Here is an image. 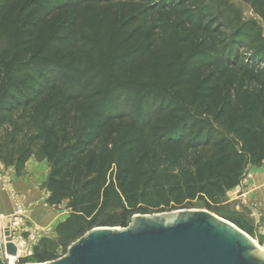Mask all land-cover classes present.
Masks as SVG:
<instances>
[{
  "label": "trees",
  "instance_id": "obj_1",
  "mask_svg": "<svg viewBox=\"0 0 264 264\" xmlns=\"http://www.w3.org/2000/svg\"><path fill=\"white\" fill-rule=\"evenodd\" d=\"M124 1L129 0H0V161L18 169L35 153L41 155L50 168L46 202L58 207L66 201L70 217L64 226L75 221V235L97 226H125L137 212L172 210L197 199L210 207L240 183L248 165L259 166L264 160V82L243 89L242 82H187L196 68L183 77H170L168 84L175 90L168 97L150 92L164 101L162 106L145 113L143 129L138 128L141 134L118 151H98L89 138L92 126L79 130L75 123L62 126L54 121L73 104L85 105L81 111L86 113L120 96L128 100L123 103L126 109L135 101L142 106L149 100V76L155 73L149 66V44L116 54L129 44L126 36L119 37L115 23L125 13L120 7ZM144 12L139 10L140 15ZM84 17L98 26L105 25L104 18H112L111 34L88 33ZM130 18L141 20L135 14ZM196 22L201 24L199 18ZM99 29L103 32V27ZM73 49L79 56L96 53L99 59L67 68L64 61ZM171 57L170 69L179 60L176 51ZM126 64L140 68L125 70ZM56 72L77 74L80 79L93 73L83 82L78 78L59 83ZM220 84L236 87L239 103L226 96L230 89L222 95ZM180 89L181 94L187 92L188 100L178 99ZM153 113L158 115L156 121L168 118V126L161 125L168 131L165 138L142 133ZM95 115L102 116L99 108ZM105 117L109 118L95 120L102 126L126 116ZM190 131L191 142L186 137ZM169 145L190 149L184 164H151L156 156L152 148ZM39 259L49 260L51 254Z\"/></svg>",
  "mask_w": 264,
  "mask_h": 264
},
{
  "label": "rangeland",
  "instance_id": "obj_2",
  "mask_svg": "<svg viewBox=\"0 0 264 264\" xmlns=\"http://www.w3.org/2000/svg\"><path fill=\"white\" fill-rule=\"evenodd\" d=\"M120 7H123L122 10L125 13L120 15V19L116 18L115 23L119 24L118 28L121 30L119 37L123 38L126 36L129 44L116 54L126 55V52L132 51L140 43L149 44V66L154 68L155 71L154 77L149 76V96L147 97L149 100L147 101L144 97L146 100L144 105L139 106L138 101H135V105H132L133 107L126 109L124 104L128 100L125 99V96H120V98L114 99L115 101L103 102L99 107H94L92 110L88 108L86 113L81 111V109L85 108V105L77 106L73 104L54 117V121L62 126L75 123L79 130H83L85 126H92L91 129H88L90 130L89 138L93 141V145L98 151L105 149L118 151L121 147L131 146V140L136 135H139V129H143V121L146 122L147 120L145 113L149 110L156 112L159 109L158 107L162 106L164 102L156 99L153 93L150 92L153 91L154 94H162L167 97L170 92L174 93L175 89H171L168 84L170 77L178 75L183 77L189 70L196 68L197 73L193 77H188L187 82H201L203 80L204 82L222 83L242 82V89L247 85L251 88L256 86V83L252 82H264V0H129L124 1L123 4L121 3ZM140 9H145L144 14H139ZM112 11L116 13L114 9ZM200 12L201 14L199 15ZM134 14L141 20L128 19L130 15ZM197 17L199 22H201L200 25H197ZM126 18L129 21L123 22ZM112 23V18H104L103 24L105 25L98 26L97 21L84 17L82 24L87 28L88 33L95 34L96 30V34L100 35L103 33L104 35L105 33L111 34L113 30ZM109 25L111 27L108 29ZM204 26L209 27L204 28ZM99 27H103V32ZM137 27L139 28L137 29ZM108 36L109 34L103 37V43L107 41ZM78 49L81 50V48ZM155 49L156 51L152 52ZM166 50L169 55L171 52L176 51L179 58L178 61H174L171 69L168 64L172 57L169 58ZM74 52L75 49L67 53L64 61L67 68H72L73 66L78 68L82 64L85 65L86 62L91 65L99 59L96 53L90 56H79ZM150 67L149 72H151ZM132 68L138 70L140 67L137 65L129 66V64L123 65L125 70ZM178 70H181V72L179 73ZM92 73L88 74V76L91 77ZM88 76L80 79L77 74H60L56 72L54 77L57 82L61 83L74 82L78 78L80 82H83L89 79ZM98 79H94V81H98ZM144 79L148 80V77H144ZM220 86L222 87V95L226 94L228 89H230V94H226V96L232 98L235 103H239L240 98L234 92L236 87L232 85L229 87L224 84H220ZM160 88L163 90H160ZM181 90L178 92L177 97L178 99H183L184 102L188 100V95L187 92L181 94ZM87 107H90V104ZM98 108L102 114L101 117L95 115ZM144 109L146 110L142 111ZM135 110L142 112L139 114ZM118 113L126 116L120 122L108 120L102 126L96 122L100 118L101 121L107 120L109 117L106 118L105 114L112 116ZM157 116L156 113L150 114L149 126L142 133L149 134L150 138H165L168 131L161 125L166 123L168 126V118L166 119L165 117L156 121L155 117ZM191 134L192 131L187 132L186 136L190 142ZM189 150L184 145L155 146L151 152L156 156L152 155L151 164H154L153 162L163 164L181 161L179 165H182L185 159L190 156ZM30 158H34L38 163L43 162L47 167V174H49V164L41 155L35 153ZM0 163L4 164L2 161ZM172 165L174 166V164ZM6 166L12 167L14 165ZM259 166L248 165L240 183L227 190L216 203L210 204V207H207L203 201L197 199L190 203L191 205L172 210L159 212L149 210L147 213L137 212L128 219L125 226L100 227L125 228L131 225L132 217L137 214L150 215L179 209L207 210L216 217L231 222L251 236L259 246L258 250L253 251V255L264 259V232L259 227L261 220L260 215L255 210L257 206L245 204L242 207V203L239 204V201H237L239 195L244 193V186H246L245 184L252 175L253 169ZM46 181L44 183L45 188ZM66 204V201H64L58 207L51 206L55 209L53 213L57 215L58 222L55 224L33 225L41 229V236L36 245H33L32 255L25 261L26 264H42L62 257L66 254L69 245L86 233L85 231L75 235V221H72L70 226H64V222L70 217V211L66 208ZM244 209L245 211L246 209L250 211L252 220H256L254 222H256L257 227L244 217ZM30 225L31 223H27V226ZM46 254H51V259H39L41 255Z\"/></svg>",
  "mask_w": 264,
  "mask_h": 264
},
{
  "label": "water",
  "instance_id": "obj_3",
  "mask_svg": "<svg viewBox=\"0 0 264 264\" xmlns=\"http://www.w3.org/2000/svg\"><path fill=\"white\" fill-rule=\"evenodd\" d=\"M246 232L207 210L137 214L125 228L94 227L66 254L42 264H264ZM17 255L8 228L0 236V261ZM40 264V263H33Z\"/></svg>",
  "mask_w": 264,
  "mask_h": 264
},
{
  "label": "crops",
  "instance_id": "obj_4",
  "mask_svg": "<svg viewBox=\"0 0 264 264\" xmlns=\"http://www.w3.org/2000/svg\"><path fill=\"white\" fill-rule=\"evenodd\" d=\"M10 173L14 188L25 197L29 223L33 225H51L58 222L57 215L53 213L55 209L46 202L49 195L44 187L48 176L46 165L43 162L38 163L34 158H29L18 169H14V166H12ZM245 185V191L239 195L237 201H239V204L242 203V207L245 204L257 206L255 210L260 215L262 222H260L259 227L264 232V160L259 167L253 169L252 175ZM11 207L12 203L9 195L0 188V214L3 215L1 221L4 225L7 224L6 215L10 212ZM244 213V217L250 220L252 225H256V222H254L256 220H252L250 211L246 209Z\"/></svg>",
  "mask_w": 264,
  "mask_h": 264
},
{
  "label": "built area",
  "instance_id": "obj_5",
  "mask_svg": "<svg viewBox=\"0 0 264 264\" xmlns=\"http://www.w3.org/2000/svg\"><path fill=\"white\" fill-rule=\"evenodd\" d=\"M11 167L0 163V188L5 191L12 203L10 212L6 215L7 224L1 221L3 215L0 214V236L5 228H8L13 243L17 249V255H7L8 264H26L23 259L32 255V247L36 245L41 236V229L38 226H27V207L23 195L16 191L10 173Z\"/></svg>",
  "mask_w": 264,
  "mask_h": 264
},
{
  "label": "bare ground",
  "instance_id": "obj_6",
  "mask_svg": "<svg viewBox=\"0 0 264 264\" xmlns=\"http://www.w3.org/2000/svg\"><path fill=\"white\" fill-rule=\"evenodd\" d=\"M253 239V238H252ZM254 240V239H253ZM255 241V240H254ZM256 242V241H255Z\"/></svg>",
  "mask_w": 264,
  "mask_h": 264
}]
</instances>
